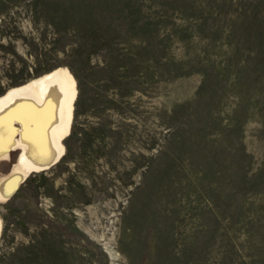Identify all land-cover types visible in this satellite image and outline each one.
Listing matches in <instances>:
<instances>
[{"label": "rangeland", "instance_id": "374dc122", "mask_svg": "<svg viewBox=\"0 0 264 264\" xmlns=\"http://www.w3.org/2000/svg\"><path fill=\"white\" fill-rule=\"evenodd\" d=\"M57 68L65 152L0 264H264V0H0V97Z\"/></svg>", "mask_w": 264, "mask_h": 264}, {"label": "bare ground", "instance_id": "6f19581e", "mask_svg": "<svg viewBox=\"0 0 264 264\" xmlns=\"http://www.w3.org/2000/svg\"><path fill=\"white\" fill-rule=\"evenodd\" d=\"M76 93L69 71L57 68L10 88L0 97V162L7 160L10 152L19 151L9 173H0L1 204L27 177L49 169L62 158ZM1 229L0 217V233Z\"/></svg>", "mask_w": 264, "mask_h": 264}, {"label": "crops", "instance_id": "0c3cea01", "mask_svg": "<svg viewBox=\"0 0 264 264\" xmlns=\"http://www.w3.org/2000/svg\"><path fill=\"white\" fill-rule=\"evenodd\" d=\"M3 161V160H2ZM1 163V162H0Z\"/></svg>", "mask_w": 264, "mask_h": 264}]
</instances>
